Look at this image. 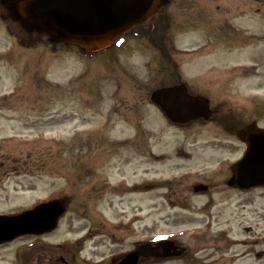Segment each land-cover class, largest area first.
<instances>
[{
	"label": "rangeland",
	"instance_id": "rangeland-1",
	"mask_svg": "<svg viewBox=\"0 0 264 264\" xmlns=\"http://www.w3.org/2000/svg\"><path fill=\"white\" fill-rule=\"evenodd\" d=\"M162 12L165 51L148 29L86 53L0 18V212L67 202L54 230L1 244L0 264H110L158 238L211 260L222 227L264 250V187L226 185L245 151L236 130L264 127V0H173L152 20ZM179 82L209 99V119L173 124L150 101Z\"/></svg>",
	"mask_w": 264,
	"mask_h": 264
},
{
	"label": "water",
	"instance_id": "water-1",
	"mask_svg": "<svg viewBox=\"0 0 264 264\" xmlns=\"http://www.w3.org/2000/svg\"><path fill=\"white\" fill-rule=\"evenodd\" d=\"M159 3L160 0H16L14 8L18 18L54 39L95 51L108 46L129 27L147 20ZM150 99L175 123L211 116L208 99L189 94L185 84L156 89ZM236 136L246 144V151L232 166L228 184L241 188L264 185V128L251 123L238 130ZM64 211V201L55 199L17 214L0 215V243L24 234L49 232ZM180 253L172 241L161 240L155 245H140L118 264H137L139 256L146 260Z\"/></svg>",
	"mask_w": 264,
	"mask_h": 264
},
{
	"label": "flooded vegetation",
	"instance_id": "flooded-vegetation-1",
	"mask_svg": "<svg viewBox=\"0 0 264 264\" xmlns=\"http://www.w3.org/2000/svg\"><path fill=\"white\" fill-rule=\"evenodd\" d=\"M173 0H161V5H166L167 3H172ZM190 9V8H189ZM218 29H221L220 27H217ZM230 188V187H228ZM233 190H239L237 188H230ZM240 191V190H239ZM246 192V191H244ZM208 215L205 214V218H207ZM209 218H211V214L209 215ZM210 220V219H208ZM207 221V220H205ZM209 222V221H207ZM205 225V224H204ZM250 229V228H247ZM218 240L220 241H226L227 244L223 247H218V255L211 260L210 257L203 258L200 260L199 253L201 252L200 247L198 249H191V245L187 244L184 245V253H183V259H185L186 264H254V260H260L264 258V250H255V244L256 241L252 239V241L248 242L247 240H236V238L232 239V237L229 235V228L222 227L217 232ZM244 237H248V235H245ZM245 245V249L243 250H235L236 253H232L231 249L234 247H239L240 245ZM197 256V257H196ZM209 260V261H208ZM247 260V261H245Z\"/></svg>",
	"mask_w": 264,
	"mask_h": 264
}]
</instances>
